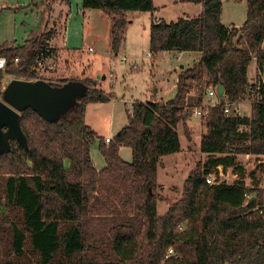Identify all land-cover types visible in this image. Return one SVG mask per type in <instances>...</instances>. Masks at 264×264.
I'll return each mask as SVG.
<instances>
[{"label": "trees", "instance_id": "1", "mask_svg": "<svg viewBox=\"0 0 264 264\" xmlns=\"http://www.w3.org/2000/svg\"><path fill=\"white\" fill-rule=\"evenodd\" d=\"M192 3L202 6L197 17L152 21L150 53H201L200 61L180 73L173 100L134 103L128 126L109 144L85 122L87 106L116 99L98 87L96 77L79 81L88 86L87 93L57 121H46L30 108L22 113L28 148L12 141L10 152L0 155V180L6 186L2 206L11 233L0 264H264V190L257 172L249 174L253 188L246 186V171L238 162L239 156H253L258 163L264 157V0H246L241 29L223 25V0ZM45 5L38 34L23 45L0 46L7 61L0 70V99L6 76L37 80L32 70L38 58L53 56L47 33L51 11ZM82 8L109 18L107 46L115 57L132 24L129 14L156 12L154 0H83ZM253 60L258 77L249 84ZM219 86L226 102L204 109L207 133L200 152L206 161L189 174L182 199L170 204L158 193V170L164 158L182 151L177 128ZM251 93L252 117L225 115L227 104ZM95 141L106 164L100 172L91 160ZM122 148L131 149V163L121 158ZM219 167L224 174L232 169L239 179L222 181ZM257 170L264 173V165ZM160 203L169 207L164 216H159Z\"/></svg>", "mask_w": 264, "mask_h": 264}, {"label": "rangeland", "instance_id": "2", "mask_svg": "<svg viewBox=\"0 0 264 264\" xmlns=\"http://www.w3.org/2000/svg\"><path fill=\"white\" fill-rule=\"evenodd\" d=\"M45 1L48 3V6H50L51 11L49 27L47 29V33H50L51 37V41L48 43V48L52 52L55 69L51 71L50 74L42 72L37 73L36 78L39 77L41 80L51 85H59L66 80H69L70 82L71 80L79 82L84 80L85 77H90V74H92L93 71L91 70L92 63L95 59L98 60L101 56H104L105 42L108 39L109 33L106 21L109 23V18L99 11L84 10L82 4L80 5V0H70V8L68 7L69 5L66 0ZM45 1L0 0V46L11 43L22 45L30 35L38 34L41 31L42 20L45 14L44 10L47 5H45ZM169 2V0H156L157 7L162 8L165 6V9H161V11L164 16L163 18L167 23L175 22L178 18L186 15L189 16L192 12L193 6L187 5L188 0H184L182 6L178 8L169 6ZM6 5H15V7L18 8L13 9L12 11L1 9L2 6L4 7ZM24 5L26 8H19V6ZM68 17L67 24L66 21ZM128 18L131 19L132 24L126 32L123 46H125L128 55L136 50L138 60H141V69L139 72L137 71V73L130 72V66L132 63L131 58L128 55L127 56L130 58L128 63L123 64L119 70L116 69V66L120 67L119 63H121L120 59L122 57L120 55L118 59H114L116 63L113 64V72H111V74L114 78H117V84H123L122 80L124 75L127 85L131 87L129 96H133V98L140 101H145L146 95L148 94L147 91L150 87L153 85L159 88L167 87L169 81L173 83L176 73L180 70L181 65L187 66L189 63L185 62V57L178 60L176 55L165 52L158 55V57H155V60H153V68L151 62L145 57L148 54L145 50V44L148 39L147 35L150 32L151 14L133 13L129 14ZM246 19V0H241L239 2L236 0H223L222 20L224 26L243 27ZM66 38L68 39V47L73 50L60 48ZM155 62L156 64H154ZM193 64L194 63H191L189 66L193 68ZM134 67H132V70H136ZM255 70H257V65L256 60H253L250 65V78L254 76ZM106 72L107 71L102 69L100 70L99 75H104ZM254 78L255 76L252 80L256 83L257 81ZM13 80L25 79L6 76L4 80V88H6ZM196 92L197 90H194L191 94L196 95ZM252 97L253 95L251 93L245 99L247 100L246 103L249 104L242 105L240 109L243 116L252 117V105L254 103ZM208 98L207 93L202 106L198 107L199 109L204 110L209 107L210 104L207 101ZM236 106L238 107V105ZM231 109L234 110V107H231ZM128 110L130 112L129 114H131L132 106L121 105V108H119V106L115 105H104L98 110V113L95 110H89L87 121L90 122L91 127L93 126V128H96L97 131H95L100 137L102 134L108 136V130L112 119H114L116 124L123 123L127 126ZM204 111L206 112V110ZM205 120L206 117L200 119L194 115L187 120L189 125H193V130H197L191 139V134L187 132L188 130L186 129V126L182 124L179 126L177 133L180 138L182 151L175 156L167 157L163 161L165 163V165L162 164L163 169L159 168L158 170L160 188L158 193L170 204H175L182 199L185 181L189 174L192 171H195L198 165L202 166L206 161V156H203L200 153V140H198L197 135L198 129H201L202 126L205 127ZM185 132L187 133L185 134ZM127 152L130 153L129 160L131 159L132 161L131 152ZM91 159L97 168L102 169L105 166V160L99 151L98 141H95L91 146ZM238 162L246 171V181L249 185V189L253 188L252 180L249 177L251 172H257L256 178L261 180L260 188L262 187L264 189V173H260L257 170L259 163L256 161V158L250 155L239 156ZM65 165L68 168V161ZM220 170L223 171L222 168ZM220 179L227 183H233L235 179H237V176H234L233 173L231 174V170H228L226 174L223 173V175L220 176ZM5 188V181L0 180V254L9 251L11 242V233L6 225V220L9 218V215L2 206L5 197ZM167 207L168 205L166 203L159 204V216H164ZM182 229L184 231L185 227L183 226ZM1 258L2 257L0 256V259Z\"/></svg>", "mask_w": 264, "mask_h": 264}, {"label": "crops", "instance_id": "3", "mask_svg": "<svg viewBox=\"0 0 264 264\" xmlns=\"http://www.w3.org/2000/svg\"><path fill=\"white\" fill-rule=\"evenodd\" d=\"M66 1L68 2V5H69L68 7L70 8V6H71L70 0H66ZM169 1H170L169 2L170 3L169 6H174V8H178V7L182 6V4L184 2V0H169ZM82 3H83V0H80V5ZM154 4H155L156 12L153 15L151 14L150 25H151L152 21H154V22H160L162 20L165 21V19L163 18L164 16H163L162 11H161V9H165V6H163L162 8L157 7L156 6V0H154ZM187 5L193 6L192 7L191 14L189 16L186 15V16L180 17L176 21H178L179 19H182V18L183 19L194 18V17L199 16L202 13V6L201 5H196V4L192 3V0H188V4ZM17 8L18 7H15V5H13V6L6 5L4 7L2 6L1 9L5 10V11H7V10L12 11L13 9H17ZM19 8H26V6L25 5L24 6H19ZM68 19H69V17L67 18V21H66L67 24H68ZM165 22H167V21H165ZM222 23H223V20H222ZM106 24L108 25V28H109L110 27V20H109V23L106 21ZM223 25H224V23H223ZM226 27H231V26H226ZM234 27H236V26H234ZM236 28L241 29L242 27H236ZM147 36H148V39L146 40L147 41L146 42L147 46L145 44V50H146V52L148 54L145 57L147 58L148 61L151 62L152 67H153V62H154L153 60H155V57H153L151 55V53H150V32H149V34ZM27 40H25V41H27ZM107 42H108V40L105 42V48H104L105 49L104 50L105 52H104V56H101V58H99L98 60L95 59L94 62L92 63L91 70H93V71H92V74H90V77L89 78H95L96 77V79L98 81H101L100 84L98 85V87L100 89H102L103 91L107 92V93L114 94L116 96V99H114L111 102L106 103V104H91V105L87 106V108H86V114H85V122H86V125L88 127H90L91 130L94 129L93 131L98 136H99V134L96 132L97 131L96 128H93V126L91 127L90 122L87 121L88 120V116H89V110L90 111L95 110L98 113V110H100V108L102 106L108 105V104H110L112 106H114V105L115 106H119V108H121V105L122 106L123 105H130V106H132V110H133V104L136 103V102H141L143 104H147V103H150V102H152V103H162V104L168 103L169 101L173 100L174 97H176V95H177V82H178V77H179L180 73L183 72V71H185V70L190 69L191 66H189V65L191 63H194L192 65V67H193L201 59V53L167 52L169 54L176 55V57L178 58V60H181V59H183L185 57V62L186 63H189V64L187 66L181 65L180 70L176 73V76H175V78L173 80V83H171L169 81V84L167 85V87H164V88H161V87L159 88V87H156V86L153 85L147 91L148 94L146 95V100L145 101H140V100H137L136 98H133V96H129V91H130L131 87L129 85H127L126 80H125L126 78H125L124 75H123V80H122V83L123 84H117V78H114V76L111 74V72H113V64L116 63V61L114 59H118V57H115L113 55V53L111 52V50L107 46ZM16 45H18V44H16ZM60 48H64V49H68V50H73V49H71V48L68 47V39L67 38L64 40V42H63L62 46H60ZM122 48H123L122 49L123 51L121 50V52H120V55L122 56L121 59H120L121 60L120 61L121 63H119V66L120 67L116 66V69L119 70L121 68V66H123V64H125V63L122 62V58L125 57V58H127V63L129 61V59L131 58V63L132 64L130 66V68H131L130 69L131 70L130 72L131 73H137V71L139 72V70L141 69V67H140V61L141 60L140 61L138 60V54H137L136 50L132 51V53H129V55H128V53L126 52L127 50L125 49V46H122ZM93 52H94V50H93ZM93 52H89V53H93ZM162 53H165V52H162ZM149 54H150V56H149ZM160 54L161 53H159L158 55H160ZM127 55L130 56V58ZM158 55L156 57H158ZM187 56H188V60H187ZM154 64H156V62ZM136 65H138V68L136 70H132V67H134ZM102 69H104L105 71H107L106 72L107 74L105 73L104 75H99L100 70H102ZM256 73H257V75H256ZM110 75L113 76V79L114 80L113 79L112 80L110 79ZM254 76H255L254 79H257V77H258V68H257V70H255ZM252 78H250V68H249V70H248V80H249V84H255V82L252 80ZM261 79L264 80V76L263 75H262ZM194 98H195V95L194 94H190L189 95V97H188V105L189 106L192 105V102H193V99ZM245 99L242 102H240V103L237 104L239 110L241 109L242 105L249 104V103H246L247 100H245ZM207 101L210 104L209 106L217 103V99L216 98H208ZM115 110H116V108H115ZM129 113L130 112L128 110V114ZM131 113H132V111H131ZM241 116H243V115H241ZM182 125L186 126V129L188 130L187 132L191 134L190 139L193 138L194 133L197 131V130H193V125H189V122L188 121L186 123H182ZM127 126H128V121H127ZM125 127H126L125 124H123V123L116 124L114 122V119H112L111 124L109 126V130H108L109 131V135L108 136H105L104 134H102L101 138H103L105 140H107V139L114 140V138L118 135V133H120ZM178 128H177V131H178ZM187 132H185V134ZM206 133H207V129L205 127L202 126L201 129L200 128L198 129L197 135H198V140H200V143H201L202 136L205 135ZM188 140H189V137H188ZM127 149L128 148H122L120 150V156H121V158L124 161H126L128 163H131L132 162L131 159L129 160L130 153H128L127 151L131 152V157H132V151H131V149H129V150H127ZM202 155L203 156H206L204 154H202ZM166 158H164L163 161ZM261 159H263V160L261 162H259L260 164H262L264 162V157H262ZM92 163H93V160H92ZM93 165H94L95 169L98 172L102 171L106 167V164H105V166L102 169H99V168H97L95 166L94 163H93ZM163 165H165L164 162H163ZM68 166H69V163H68ZM160 168L163 169V167H160ZM221 168L222 167H219L218 168V171L220 172V176L223 175V173H222L223 171L220 170ZM229 170H231V174H232L233 173L232 172V169H229ZM233 175L234 176H237L234 173H233ZM238 179L239 178L237 176V179H235V181L238 180ZM244 181L246 182V186L249 188V185H248L246 179ZM168 209H169V207H167V209L164 212V214L167 213Z\"/></svg>", "mask_w": 264, "mask_h": 264}, {"label": "water", "instance_id": "4", "mask_svg": "<svg viewBox=\"0 0 264 264\" xmlns=\"http://www.w3.org/2000/svg\"><path fill=\"white\" fill-rule=\"evenodd\" d=\"M88 86L82 82H69L54 87L43 81L13 80L3 91L0 99V155L11 150V142L16 141L28 148L27 139L22 131V113L32 109L46 121H57L84 96ZM220 104L226 101L223 86L217 88ZM264 165V162L262 163ZM255 200L253 198L250 203Z\"/></svg>", "mask_w": 264, "mask_h": 264}, {"label": "built area", "instance_id": "5", "mask_svg": "<svg viewBox=\"0 0 264 264\" xmlns=\"http://www.w3.org/2000/svg\"><path fill=\"white\" fill-rule=\"evenodd\" d=\"M149 56H150V54H149ZM122 62L123 63H127V58H125V57L122 58ZM54 64H55V62H54L53 56L46 57V58L41 56V57L38 58V60H37V62H36V64H35V66H34L32 71L36 74V76H37V73H40V72L50 74V72L55 69ZM6 66H7L6 59L3 58V57H0V70H5ZM137 68H138V65H136L134 67V69H137ZM37 78H38L37 80H41V78H39V77H37ZM110 79L111 80L113 79L112 75H110ZM262 82H264V80H262ZM208 97L217 99V103L211 105L212 107H215V106H217L220 103L219 98H218V94H217V89L216 90L210 89L208 91ZM236 105L237 104H234V105L227 104L226 107H225V110H224L225 115H230L232 113V111H234L237 116H241L242 112L238 109V107ZM231 107H234V110H232ZM206 115H207V112H205L203 109L196 108L194 110V116L197 117V118L201 119V118L206 117ZM110 141H111L110 139H107L106 140V144H109ZM207 183L209 185H213L214 184V180H212V178L209 177V178H207ZM245 197H247V199L250 198L248 195H245ZM167 255L168 256L174 255V251L172 249H170L168 251Z\"/></svg>", "mask_w": 264, "mask_h": 264}]
</instances>
